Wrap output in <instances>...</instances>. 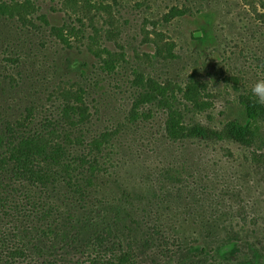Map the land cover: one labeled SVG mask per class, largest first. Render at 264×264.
<instances>
[{
    "label": "rangeland",
    "instance_id": "1",
    "mask_svg": "<svg viewBox=\"0 0 264 264\" xmlns=\"http://www.w3.org/2000/svg\"><path fill=\"white\" fill-rule=\"evenodd\" d=\"M33 1L48 23L37 18L36 28H24L0 17L3 115L15 120L33 105L36 123L55 119L60 87L84 86L94 112L91 130L122 128L110 193L118 197L128 188L140 211L166 196L169 223L178 226V240L165 250L154 242L140 264H186L193 247L208 249L200 255L208 264H250L251 251L264 264V149L232 141L174 143L165 133L167 107L157 102L128 120L142 73L166 85L164 96L185 123L222 128L239 111V95L264 78V0ZM52 26L76 28L73 47L52 35ZM17 55L19 63L6 62ZM169 167L174 174H166ZM243 226H257V236L242 233L234 251L219 254L226 233Z\"/></svg>",
    "mask_w": 264,
    "mask_h": 264
},
{
    "label": "trees",
    "instance_id": "2",
    "mask_svg": "<svg viewBox=\"0 0 264 264\" xmlns=\"http://www.w3.org/2000/svg\"><path fill=\"white\" fill-rule=\"evenodd\" d=\"M38 10L33 0L0 1V17L24 28H36L37 18L48 23ZM74 29L52 26L50 31L71 48ZM102 54L95 51L97 57ZM108 55L112 59V53ZM20 60L18 55L9 56L6 62ZM137 78L142 87L129 121L139 117L143 104L157 102L167 107L165 133L174 143L232 141L264 149V105L257 104L246 90L238 97L239 111L219 129L185 123L181 111L164 96L166 85L142 73ZM58 95L62 101L55 119L44 117L40 123L35 121L33 105L26 106L15 120L0 110V264H140L143 250L154 242L158 249H169L172 239L178 240V226L169 223L166 196L151 200L140 211L128 188L121 187L118 197L119 193H110L112 154L122 128L91 130L94 112L84 86H62ZM171 173L169 167L166 174ZM240 229L226 233L219 254L234 251L242 233L257 236V226ZM189 244L185 250L191 248ZM192 250L186 264H208L200 256L208 251L206 247ZM258 260L259 255L251 251L247 263L258 264Z\"/></svg>",
    "mask_w": 264,
    "mask_h": 264
},
{
    "label": "clouds",
    "instance_id": "3",
    "mask_svg": "<svg viewBox=\"0 0 264 264\" xmlns=\"http://www.w3.org/2000/svg\"><path fill=\"white\" fill-rule=\"evenodd\" d=\"M249 94L257 104L264 105V78H258L251 84Z\"/></svg>",
    "mask_w": 264,
    "mask_h": 264
},
{
    "label": "water",
    "instance_id": "4",
    "mask_svg": "<svg viewBox=\"0 0 264 264\" xmlns=\"http://www.w3.org/2000/svg\"><path fill=\"white\" fill-rule=\"evenodd\" d=\"M199 36H200V33L197 32V33L195 34V37H199Z\"/></svg>",
    "mask_w": 264,
    "mask_h": 264
}]
</instances>
